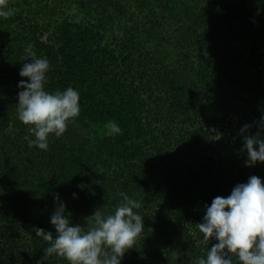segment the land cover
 <instances>
[{"label": "trees", "instance_id": "trees-1", "mask_svg": "<svg viewBox=\"0 0 264 264\" xmlns=\"http://www.w3.org/2000/svg\"><path fill=\"white\" fill-rule=\"evenodd\" d=\"M8 3L14 14L0 18V264H68L46 257L34 231L55 235L56 194L71 217L76 206L113 213L123 192L142 204L144 238L157 221L160 230L198 226L215 197L253 175L264 181V163L246 166L240 133L250 124L255 134L264 117V0ZM29 50L50 62L46 90L80 93L79 117L61 137L50 135L47 151L29 146L28 126L5 97L6 83L28 79L19 72ZM109 121L122 134L107 135ZM131 255L122 264H176L158 250Z\"/></svg>", "mask_w": 264, "mask_h": 264}, {"label": "clouds", "instance_id": "clouds-1", "mask_svg": "<svg viewBox=\"0 0 264 264\" xmlns=\"http://www.w3.org/2000/svg\"><path fill=\"white\" fill-rule=\"evenodd\" d=\"M13 14L8 0H0V18ZM28 54L31 62L24 63L19 72L28 79L18 83L22 89L17 95L18 119L28 126L30 135L25 139L29 146L47 151L50 135L61 137L79 117L80 93L71 86L63 91L46 90L50 62L30 50ZM251 127L246 124L240 130L246 166L264 163V117L255 134H250ZM106 129L109 136L122 134L115 121H109ZM120 196L122 202L113 213L97 209L86 217L85 230L71 222L66 204L56 194L57 207L50 219L55 235L34 228L36 235L47 242L45 256L64 258L68 264H122L125 253L135 246L145 226L144 217L137 211L141 202L123 192ZM73 198H78V194L73 193ZM198 229L208 248L206 258H196L195 264H264V181L253 175L246 183L237 184L227 197H215Z\"/></svg>", "mask_w": 264, "mask_h": 264}, {"label": "rangeland", "instance_id": "rangeland-1", "mask_svg": "<svg viewBox=\"0 0 264 264\" xmlns=\"http://www.w3.org/2000/svg\"><path fill=\"white\" fill-rule=\"evenodd\" d=\"M167 38L169 39L168 41L170 42V46L171 44L174 45V39L171 37ZM164 48L169 50L168 48L170 47L165 43ZM0 51L3 52L4 49L0 47ZM0 72L5 73L4 67L1 65ZM7 81L10 82V80L6 79V82ZM5 88V97L14 101L17 105V95L22 89L18 88V85L14 86L12 83L11 85L6 83ZM234 123L236 125V120H234ZM221 135L222 134L216 133L212 136L214 144H220ZM102 211L105 214H108L105 208ZM94 212L95 210L86 211L81 206H76L74 214L70 218L74 217L73 219L75 220V224H79L80 226L86 228V226H88L86 217L93 215ZM163 219L164 218H162V220ZM154 224H157V229H151L148 233L143 235L144 238L138 237L135 246L129 250L130 253L132 252L130 258L134 257L133 250H139L140 248L146 251L158 250L159 253H167L173 260H175L176 264H195L196 258H206L208 246L202 243L203 234L199 232L198 226L192 227L189 224L182 225V223H173L172 226L166 230H160L162 227L160 223L157 221ZM212 243H215V241H212ZM210 246L211 244L209 247ZM130 253H125L127 256L125 257L126 259H129Z\"/></svg>", "mask_w": 264, "mask_h": 264}]
</instances>
